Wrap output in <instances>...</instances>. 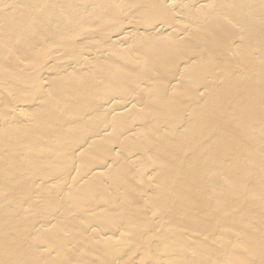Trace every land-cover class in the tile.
I'll return each instance as SVG.
<instances>
[{
	"label": "bare ground",
	"instance_id": "6f19581e",
	"mask_svg": "<svg viewBox=\"0 0 264 264\" xmlns=\"http://www.w3.org/2000/svg\"><path fill=\"white\" fill-rule=\"evenodd\" d=\"M208 58L219 63V77L191 84L200 106L184 127H176L181 143H169L157 126L168 114L171 94L188 89V79ZM14 63L31 68L33 77L14 73ZM219 80L218 93L212 87ZM14 92L25 102L11 99ZM141 101L145 111L137 107ZM30 104L38 107L32 114ZM226 108L228 147L214 151V135L197 151L205 125L224 126ZM56 112L66 119L44 154L62 168L55 181L22 179L29 203L51 190L61 202L81 191L93 197L98 187L138 196L145 185L154 187L157 175L155 168L139 169L140 161L158 165L164 176L157 204L177 197L178 182L186 185L175 217L180 224L170 223L165 245L143 264H264V0H0V134L9 131L16 140L0 138V153L16 171L31 130L48 135V116ZM82 123L87 131L78 134ZM27 152L38 160V149ZM178 155L185 164L175 161ZM174 166H185L190 178L174 180L182 174ZM99 207L80 216L99 221L113 208ZM48 209L49 217L32 226L0 210L11 259H18L15 249L30 232L27 244L56 258L34 233H62V222L76 215L53 202ZM126 223L134 221L128 217ZM116 231L122 234L121 227ZM60 245H67L63 235Z\"/></svg>",
	"mask_w": 264,
	"mask_h": 264
},
{
	"label": "rangeland",
	"instance_id": "374dc122",
	"mask_svg": "<svg viewBox=\"0 0 264 264\" xmlns=\"http://www.w3.org/2000/svg\"><path fill=\"white\" fill-rule=\"evenodd\" d=\"M94 21L91 22V28ZM22 50L21 47L18 48ZM31 59V56L27 61ZM218 62L208 58L202 62L203 70L188 79L189 88L182 92H172L170 97V107L168 108L165 116L161 118L158 123L157 129L159 133L169 140V143L180 144V139H177L174 132L176 127L185 126L190 119L187 115L195 107L200 106V102L193 100L191 96V84L205 85L211 83L212 78H218L219 73L216 72ZM14 73L25 74L29 79L33 77V70L29 68L23 71L20 68L13 66ZM55 72V71H52ZM46 76H40L37 79H43ZM36 79V80H37ZM222 80L213 84L212 88H217V92H221ZM30 90V89H29ZM11 99H16L20 102H25L26 97L19 96L13 93ZM65 100V98H63ZM76 101V100H73ZM95 101V100H94ZM93 101V102H94ZM79 102V101H77ZM93 102L91 104H93ZM30 104L28 111L32 114L38 107ZM228 105V103H227ZM138 109L145 111L144 102L138 104ZM45 110V108H44ZM57 115L62 113H51L48 119L50 123L45 127V131L49 134H42L37 131L31 130L32 137L25 140L22 144V151L20 155L22 160L19 168L16 171L14 164L7 160L0 153V210H3L7 215L19 214L22 224L32 226L36 221L47 219L50 215L48 205L50 202L55 203L59 208L65 211L74 212L76 218L73 221H64V231L57 228L51 230L49 233H34L37 237L50 247V254L56 253V258L46 257L38 253L37 247L29 246L26 238L32 234L30 232L25 237L22 244L15 249L18 259H11L8 255L10 248L7 242L6 235L0 230V264H139L148 263L150 253L165 245V238L167 232L171 229L170 223L175 222L180 224V220L175 217L180 215V187L185 183L178 182L176 185L177 197L173 200L166 199L161 204L156 203L157 189L161 186L163 181V174L158 165H150L140 161L137 166L139 169L151 171L152 168L156 169V177L153 179V188L145 185L144 192L138 196H130L126 193L115 194L110 188L98 189L92 194L93 197L88 196L85 192H78L74 196H68V202H61L55 196V190H51L44 194L42 198L36 203H29L25 198V190L23 189V178H36L48 177L49 180H57L56 173L62 168V165L51 160L48 155L44 154L46 147L50 146L51 135L56 134V129L59 121L66 118H56ZM228 109H225V124L218 128L211 125H205L201 135L202 146L197 148V151L205 150V145L211 136H218V140L213 146V150H223L228 147L229 125ZM82 129L75 131L78 134H84L87 131L85 124L78 125ZM18 132L16 131L15 134ZM0 138L5 141H16L9 133L0 134ZM41 141V146L38 139ZM36 148L39 150L38 160L34 161L30 158L31 154L27 152L29 148ZM150 154V153H149ZM199 157V156H198ZM31 160L29 162L27 159ZM210 158V157H208ZM181 159L185 164V157L178 155L175 159ZM182 169L180 176H175L174 180H185L190 178L188 174L185 177L186 168ZM174 166V169H179ZM186 185V184H185ZM134 188V187H132ZM131 188V189H132ZM182 190V189H181ZM148 196L149 200L143 203V197ZM83 197H87L88 200ZM74 203L72 199H74ZM143 203V204H142ZM95 209L104 212L103 209L108 210L113 206L109 214L101 216L99 221L88 220L80 216V212L90 206H96ZM131 217L134 224L131 226L126 223L127 218ZM155 223H159L156 225ZM93 228L96 233L89 235L87 228ZM118 227L122 228V234L116 231ZM111 236L110 240H105V236ZM65 236L67 245H60L61 237ZM87 242L93 245L94 250L91 251ZM72 247L71 249H68ZM133 256L139 257V260H132Z\"/></svg>",
	"mask_w": 264,
	"mask_h": 264
}]
</instances>
